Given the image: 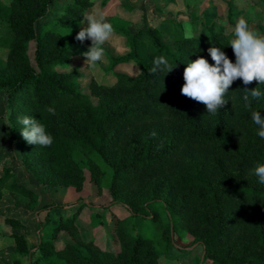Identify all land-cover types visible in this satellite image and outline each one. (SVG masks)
Masks as SVG:
<instances>
[{
	"label": "trees",
	"instance_id": "trees-1",
	"mask_svg": "<svg viewBox=\"0 0 264 264\" xmlns=\"http://www.w3.org/2000/svg\"><path fill=\"white\" fill-rule=\"evenodd\" d=\"M54 2L0 3V42L7 49L6 59L0 58V91L11 108L12 138L20 144L23 163L48 186L81 190L88 173L98 195L107 191L111 202L124 205L131 216L160 222L161 232L151 237L134 231L122 216L114 226L119 249L104 248L83 237L79 207L61 216L37 244L12 233L20 256L14 264H160L176 237L201 245L204 263L264 264V184L253 174L257 164H264V139L251 119L252 111L264 117V96L246 107L245 86L238 79L225 96L226 105L212 116L205 105L180 93L189 60L203 56L214 63L209 47L220 48L235 62L231 27L212 23L206 35L189 39L179 34L172 45L158 28H114L126 37L129 49L113 57L114 67L135 61L141 71L136 76L117 73L112 83L93 79L91 93H86L78 69L59 68L90 46V40L81 43L75 37L95 0H68L58 16L45 20ZM255 28L264 33V24ZM158 56L168 59L172 72L152 73ZM258 86L264 91L256 81L248 88ZM24 116L45 126L53 137L51 146L24 141L19 123ZM4 190L37 197L17 181L11 167L0 176V195ZM158 202L167 221L153 207ZM103 217L92 213L91 221L100 218L98 223L105 224ZM7 222L15 227L13 218ZM61 233L69 238L58 246Z\"/></svg>",
	"mask_w": 264,
	"mask_h": 264
},
{
	"label": "rangeland",
	"instance_id": "rangeland-1",
	"mask_svg": "<svg viewBox=\"0 0 264 264\" xmlns=\"http://www.w3.org/2000/svg\"><path fill=\"white\" fill-rule=\"evenodd\" d=\"M10 0H0L8 3ZM68 0H55L45 20L58 16L57 12L64 9ZM103 15L114 28H125L137 31L142 27L158 28L162 31L164 40L172 45L179 34L192 30L196 35H206V26L218 23L234 27L240 17H244L254 28L264 24V0H95V4L87 10L86 15ZM232 16L233 23L230 22ZM35 44L30 43L29 54L33 59ZM104 60L95 69L85 66L83 56H74L59 69L72 71L78 69L82 76L79 79L81 89L91 93L90 82L112 83L117 73H127L136 76L141 69L135 61L123 63L114 67L113 57L126 54L128 42L126 37L114 33L105 43ZM7 49L1 46L0 58L6 59ZM96 101V99H94ZM11 108L4 91H0V176L5 167L17 171V181L27 185L36 194V198L27 197L21 193L4 190L0 195V264H14L20 258L16 244L10 237L12 233L25 235L31 244H37L41 238L48 237L50 227L55 226L61 216L71 215L79 207L82 213L78 218V226L83 237L94 238L102 247L112 250L119 249V243L114 234L116 221L127 217L131 229L140 231L151 237L161 232L160 222L148 218H137L130 215L128 209L119 203H112L107 191L97 194L96 186L90 181L89 174L84 187L78 190L72 186H48L41 184L35 175L23 163L20 144L12 138L13 127L10 119ZM103 205L111 206L105 210ZM154 208L159 209L162 219L168 220L167 213L161 202ZM50 214V220L47 215ZM92 213H103L105 224H99L100 218L91 221ZM13 218L15 227L7 222ZM97 225H95V224ZM57 245L69 238L66 233L59 235ZM26 263L27 258L21 257ZM160 264H209L203 262V247L191 241L190 237H176L168 256L162 257Z\"/></svg>",
	"mask_w": 264,
	"mask_h": 264
},
{
	"label": "clouds",
	"instance_id": "clouds-1",
	"mask_svg": "<svg viewBox=\"0 0 264 264\" xmlns=\"http://www.w3.org/2000/svg\"><path fill=\"white\" fill-rule=\"evenodd\" d=\"M231 32L234 38L229 41V46L235 55V62L220 48L212 46L207 52L214 63L210 64L203 56H198L195 60H189L183 70L181 95L205 105L207 114L212 116L226 105L228 100L225 96L230 86L238 79L242 80L245 86L243 99L246 107H250L251 100H259L264 96V91L259 86L248 88L253 81L264 85V33L250 25L244 17L237 20ZM113 33V25L103 15L88 14L83 18L75 39L81 43L85 40L91 41L87 51L82 53L85 66L95 69L103 62L104 45ZM195 36L196 33L192 30H186V38ZM173 69L167 58L158 56L154 58L151 71L153 74L158 71L170 73ZM47 111L55 115L54 108L49 107ZM251 119L258 126L257 135L264 139V117L259 111H252ZM19 123L23 126L20 130L21 136L29 145H52L53 137L37 119L24 116L19 118ZM151 135L155 136L156 133ZM253 174L258 178V183L264 184V164H257Z\"/></svg>",
	"mask_w": 264,
	"mask_h": 264
}]
</instances>
